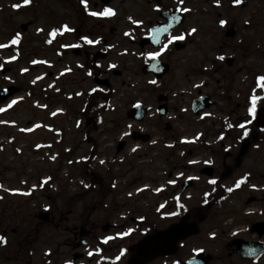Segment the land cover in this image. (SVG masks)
<instances>
[{
	"label": "rangeland",
	"instance_id": "obj_1",
	"mask_svg": "<svg viewBox=\"0 0 264 264\" xmlns=\"http://www.w3.org/2000/svg\"><path fill=\"white\" fill-rule=\"evenodd\" d=\"M14 2L0 0V45L6 46L0 47V67L3 62L10 63L18 56L14 45L8 41V33L11 30L21 33L19 26L32 21L27 32L21 33L24 46L31 52L32 70L28 77H23L20 74L22 65L11 66L10 74L0 75V89L6 84L23 83L32 87V96L21 92L0 107L7 109L0 112V196L3 198L0 206L12 205L13 209L6 218L9 215V220L20 218L19 225L23 222L20 225L23 230L35 223L37 214L52 213V208L61 211V207H55L62 203L57 196L58 185L61 182L65 184L68 174L86 157L92 145L89 140L106 136L105 142L113 143L118 136L123 139L132 131L147 133L152 142L146 146L130 142L127 151L121 155L118 165L123 177L116 180L115 186L123 193L115 192V204L110 206L113 197L105 187V198L86 197L83 203L76 205L70 217L72 222H61L60 228L63 227L65 232L74 230V227L78 230L84 223L88 231L101 233V227L108 221L111 224L116 222L115 226L121 231L130 228L135 232L134 220L129 223L130 219L142 215L154 219V207L161 199L166 209L169 208L164 223L166 228L188 210L194 212L199 209L203 202L202 193H211L215 184L212 181L223 173L216 169L222 154L228 152L236 156L238 152L236 137L241 129L236 123L242 120L252 122L253 96L257 97V110L264 106L259 88L250 79L255 74L248 73V69H256L257 73L264 71V61L253 52L256 51L255 46L260 45L259 41L264 43V1L242 0L237 5L234 0H219V3L217 0H167L166 6L185 12L186 20L156 51L150 48L140 50L126 41L129 31L122 28L123 22L126 16L139 21L141 9H137V5L141 7V3L139 0H118L117 10L122 23L114 24L118 30L110 43L111 52L99 62L101 68L109 70L102 78L110 81L113 94L108 95L109 109L101 111L104 121L96 127L93 124L86 126L79 113L86 94L98 91V86L85 76L80 60L71 56L74 39L65 35L60 41L63 48L59 54L57 45L42 46L43 41L49 40L52 28L41 22L38 11L31 17V7L15 13L12 8ZM50 12L55 18L64 14L55 4L50 7ZM147 20L144 15L140 20L142 24L132 23L131 28L138 26L137 34H146ZM222 20L227 22L226 25L221 26ZM228 29L235 31V38L224 36ZM173 36H183V40L175 41L185 43L187 48L179 53H170L175 41L169 43V40ZM249 41L250 45L247 44ZM166 44L167 49L161 51ZM155 52L168 57L172 67L171 73L160 81L140 72L144 57ZM221 56L225 59H219ZM227 58L234 60L231 69L224 64ZM112 70L120 71L121 76L111 75ZM161 93L168 99L169 115L159 119L156 98ZM199 94L211 97L215 107L195 117L191 113V103ZM13 100L17 103L7 108ZM136 103L147 106L150 111L140 124L125 117L128 108ZM224 121L231 127L223 129ZM166 126L170 127L169 131H166ZM59 129L63 132L62 138ZM105 131L107 135H104ZM173 142L182 146L175 145L169 149ZM258 144L243 158L241 167L223 182L226 196L210 210L208 218L200 225L199 235L184 243L179 253L169 258L166 264L187 257L195 247L213 254L215 258L226 256L223 246L233 238L229 236L228 229L242 227L243 214L240 212L249 195L263 202L264 207V130L260 133V154L257 152ZM110 156L113 157V153L108 150L107 158ZM226 164L229 165L230 161L227 160ZM206 166L218 170L217 173L213 171L214 178L207 179L199 174ZM39 177L42 181L51 177L52 187L48 183L45 187L40 185ZM186 180L193 181V186L182 192L181 185ZM77 183L72 180L68 185L71 195L78 191ZM144 185L152 188L162 185L164 196H153L150 191L134 195L135 190ZM229 189L239 190L230 192ZM174 198L183 206L180 210L172 206ZM94 205L95 211H90ZM3 220L4 214L1 213L0 230L8 231V246L0 250V264H22L23 258L17 256L18 246L12 245L21 233L14 231L16 236H11L14 223L6 225ZM48 233H55L57 237L49 244L38 243L32 247L29 264H46L48 256L51 260L48 264H64L66 252L62 247L64 237L61 233L41 226L32 235V240L35 241L38 234L46 238ZM247 238H250L248 234ZM231 264L242 263L233 259Z\"/></svg>",
	"mask_w": 264,
	"mask_h": 264
},
{
	"label": "flooded vegetation",
	"instance_id": "obj_2",
	"mask_svg": "<svg viewBox=\"0 0 264 264\" xmlns=\"http://www.w3.org/2000/svg\"><path fill=\"white\" fill-rule=\"evenodd\" d=\"M14 4H12V8L14 9L15 13H20L24 9L32 8V14L31 17L34 15L35 12H39L41 22L45 24V26L51 27V21L53 19V15L50 12V7L55 4L57 7H59L61 10H63V21L64 26H67L68 29H71L70 31H66L63 33V36H61L60 41H63L65 38V35L72 36L74 39L73 45H76V48L79 51V57H74L75 59L80 60V67L81 70H83L85 73L90 74H97L100 77L107 76L108 70H104L101 68L99 62H96L94 60V57L101 49L104 50L106 55L108 56L111 52V42L115 38L114 34L117 32V27L114 26L115 23L120 24L121 21V15H118L117 10V3L118 0H87V7H85V4L82 3V0H31V2L28 5L24 4V0H14ZM141 3V7H138L137 9H141V18L138 20L133 21V19L128 18L126 16L125 22H123V27L129 31L128 39L126 41L133 45L138 46L139 40L143 36L142 33L137 34L138 26H133L131 28L132 23H136L141 25L142 22L140 20L144 19V15L147 16V30L155 24L159 18V14L161 11H170L173 8H170L166 6V1L164 0L161 5H149L146 4V0H139ZM264 1V0H263ZM48 2V3H47ZM40 4V6H39ZM145 4V5H144ZM105 8H110L114 11V15L111 16H105V17H98V16H92L89 13L90 12H102ZM127 11V9H126ZM152 12V13H149ZM126 15H129L126 13ZM150 19H149V18ZM152 18H154V21L152 22ZM6 23L8 21L6 20ZM130 23V24H129ZM27 25L28 28H30L33 24L32 21H28L27 23H24ZM22 25V24H21ZM19 26V29L21 27ZM10 38H16L19 36V42L15 45V51L18 55L12 62L7 63L4 62L3 66L8 67L11 69V66H15L17 63L22 65V72L20 73L23 77H28L32 70V62L29 60L31 57V52L27 50V47L24 46V42H22V35L21 33H18L15 30H11L9 32ZM131 36V38H129ZM83 37H87L89 40H92L94 43L88 44ZM59 37L56 36V39ZM132 38H135L134 40ZM51 43H46V45L54 46V44H57V47L60 45V41L58 40H51ZM260 45L255 46V50L253 51L256 54H259V57L262 61H264V43L259 41ZM160 59H163L165 61L170 62L168 57H159ZM29 60V61H28ZM259 62H261L259 60ZM226 63V67L231 69L234 65V60L231 61V64ZM87 68H92L94 71L91 73L88 71ZM12 70V69H11ZM257 70H250L248 69V73L255 74L252 78L250 76V79L253 83V85L257 86L260 91V95L263 98L264 102V87L260 86V77H264V71L256 72ZM113 72V71H112ZM112 72L110 71L111 75ZM88 78L94 82L95 77H91L88 75ZM258 78V79H257ZM11 84H6L4 86H10ZM20 89L21 92H23V89L27 86L23 83L16 84ZM256 113L262 114L264 113V106L260 107ZM118 123V122H117ZM119 124V123H118ZM264 130V129H263ZM125 145L128 144L127 137L124 139ZM257 146V152L260 154V138L258 141ZM235 156H232L231 153L224 152L222 154V160H220V163L217 162L216 169H220L221 172H224L225 169L233 164ZM230 161V164L227 165L226 161ZM218 170H215L214 172H218ZM215 173V174H216ZM234 191V190H232ZM247 200H250V202L247 203ZM246 202L244 203V208L240 213L243 214V223L242 227H235L233 229L229 228V236L233 237L232 239H229L223 246V253H226V256L222 258H215L213 254H210L207 251H204L198 247H195L190 250V253L187 257L181 259H176L173 264H176L177 262H186L194 255L200 254L198 256V259L194 262V264H231L233 259H236L240 261L242 264H264V254L260 255L257 260L255 261H248L244 260L236 250V247L231 244V242L235 239L242 240L245 242L251 243L252 246H255L254 244L257 243H264V234L258 235V234H252L250 232V228L254 224L258 223H264V207L263 202H261L259 199L254 197L252 194L249 195ZM208 203V202H206ZM205 203V204H206ZM168 209L166 207L163 208L162 211L154 212V215L156 217L154 219L147 220L142 227H137L135 232L131 234L123 233L121 231V228H118L114 224H111L110 222H106L101 227V233H96L92 231H86L83 232L84 235H81L80 230L82 228L86 229V225L83 223V226H80L77 230V227H74V230H68L65 232L63 227L61 229L63 232L61 233L64 237L62 247L65 249L66 252V260L64 263L67 264H129L131 258H133L135 255L134 251H131L133 246L142 238L152 235L156 233L157 231H160L162 229H165L164 223H166V215H164L165 212H168ZM163 214V215H161ZM182 214L181 216H183ZM193 213L189 214L188 217L190 220H192ZM180 216V217H181ZM72 217V213H67L66 216L59 217L53 215L52 219H57L58 224L56 225V228H60L59 225H61V222H72L73 219H70ZM108 228L106 231L105 228ZM240 230L239 232H237ZM262 231H264V226L261 227ZM237 233V234H236ZM235 234V235H234ZM247 234L250 236V238H247ZM235 236V237H234ZM195 237H190L188 239H185L181 241L178 244V251L182 248L183 244L192 240ZM107 241V242H105ZM18 250H17V256L25 257L28 254H30L32 251L29 249L32 246V241L29 238V235L25 236L23 239L18 240ZM35 246V245H34ZM4 249V248H0ZM91 251H95L96 254L90 255L89 253ZM176 253V254H177ZM175 254V255H176ZM173 255V256H175ZM210 256V260L209 257ZM76 258V259H75ZM171 258H163L159 257L154 259L152 262L148 264H166V261ZM25 262V260L23 261ZM51 262V260H49ZM48 262V263H49Z\"/></svg>",
	"mask_w": 264,
	"mask_h": 264
},
{
	"label": "water",
	"instance_id": "obj_3",
	"mask_svg": "<svg viewBox=\"0 0 264 264\" xmlns=\"http://www.w3.org/2000/svg\"><path fill=\"white\" fill-rule=\"evenodd\" d=\"M151 0H149L150 2ZM159 2L160 0H156ZM161 17L167 22L166 25H168V31L165 33H162L159 36V40L161 42V39L165 36H167L171 30L179 27L183 22V15L178 14L177 11H173L172 13H163L161 14ZM165 26L163 23H158L157 28H161ZM156 28V29H157ZM23 30H25V27H22ZM153 34V29L151 30V35L149 38L143 39L141 42V47H144L145 45L151 44L153 47L159 46V44L154 43L151 39V36ZM235 34L232 30H230L226 36L227 37H233ZM176 51H179L184 48V45L182 44H175L174 46ZM76 55H78V51H74ZM98 58H104V55L97 56ZM229 64H231V61H228ZM169 70V66L162 64L159 61L151 60L149 64H147L142 69V73L144 75H148L150 73L154 74L155 78L158 80L163 75H165ZM7 70H3L2 74L6 73ZM97 83L101 85L107 86L108 84L105 81L97 80ZM18 90L16 88H8L7 90L0 92V103H3L5 100H7L9 97L17 93ZM166 99L163 96H160L158 98V102H164ZM212 104L209 102V98L202 97L200 99L194 100L192 104V113L194 115H198L201 111H204L205 109H208ZM159 117H163L167 114V108L165 105H162L158 108ZM146 114L145 108H142L140 106H135L133 109H131L127 113V118L136 120L138 122H141ZM264 126V115H258L257 121L255 123L254 132L249 137L248 140L242 143L239 153L237 155V158L235 160V163L233 167L229 168L228 171L222 175L219 178V181L217 183V194L215 196V199L210 202L206 208L201 209L197 212L196 220L192 223H188V220L186 218H182L177 224L171 225L169 228H167L164 231L157 232L153 236H148L145 239L141 240L134 248L136 251L137 257L133 258L129 264H146L150 261H152L154 258L158 256H169L176 252V245L179 241L184 240L185 238H188L192 235H196L199 232L198 225L205 220V215L207 211L213 206L216 198L219 195V184L221 181H223L227 176H229L233 170L238 168L241 164V161L243 157L248 152L250 146L252 143H254L257 140V130L260 127ZM132 139L134 141L141 140L144 144L148 141L147 136H140L138 134H133ZM123 143L119 144L117 147L116 153H119L121 149L123 148ZM201 174L206 175L207 177L212 176L211 169H204L202 170ZM190 183H186L183 185L182 189L185 190ZM38 219L42 222H46L48 219L47 214H39ZM260 226V225H259ZM259 226H255L252 228V232L258 231ZM264 233V231L260 232L259 235ZM244 244V243H242ZM241 243H236L237 245V251L241 253L242 257L245 259H256L260 253L264 251V248L256 252L255 254H250L251 250L248 249V247L242 245ZM254 250V249H253ZM191 261H189L190 264Z\"/></svg>",
	"mask_w": 264,
	"mask_h": 264
},
{
	"label": "trees",
	"instance_id": "obj_4",
	"mask_svg": "<svg viewBox=\"0 0 264 264\" xmlns=\"http://www.w3.org/2000/svg\"><path fill=\"white\" fill-rule=\"evenodd\" d=\"M96 100L95 97H89V103L87 105V107L84 110V114L82 116V118H89V115H92V113H94V106H93V102ZM92 142V141H90ZM95 152H96V145L92 144V148L90 150V152L88 153V156L86 158V160L79 165L75 171L77 172V174H79L81 177H83L85 180H88L90 183L89 189L81 194L72 196L70 198L66 197V195L68 194L67 191L65 190V186L59 185L61 192L58 194L59 199L62 202H68L70 204V206H67L66 204L63 205L64 210H72V207H75L77 204L79 203H83L85 201V198L88 196L94 197V196H102L103 198H105V187L108 188V186L106 185L107 182L110 183V180H106V182L104 180L99 179L98 177H95L93 175L92 169L90 167L91 165V161L95 156ZM53 182L50 180L49 184L51 185ZM98 203V201H97ZM86 206V205H85ZM96 206H91L90 211H95ZM2 212H4V209H0ZM0 212V214L2 213ZM46 227V226H44ZM39 231V230H38Z\"/></svg>",
	"mask_w": 264,
	"mask_h": 264
},
{
	"label": "snow or ice",
	"instance_id": "obj_5",
	"mask_svg": "<svg viewBox=\"0 0 264 264\" xmlns=\"http://www.w3.org/2000/svg\"><path fill=\"white\" fill-rule=\"evenodd\" d=\"M30 2H31V0H24L25 5H28ZM181 2H182V0H181ZM241 2H242V0H234V3L237 5L240 4ZM82 3H84L85 7H87V0H82ZM217 3H219V0H217ZM184 11H188V10L184 9ZM89 14L92 16L105 17V16L114 15L115 13L112 9L105 8L102 12H90ZM220 23H221V26H224V25H226L227 22L222 20V21H220ZM64 29H65V31L71 30V29H68L67 26H64ZM167 31H168V25H165L161 28L153 29V34L151 36V39L153 40L154 43L159 44L160 43L159 36L162 33H165ZM192 31L195 32V29H193ZM56 34H57V31H55V30L53 31V33H51V35H53V36H55ZM82 39H84L88 44L94 43L92 40H89L87 37H83ZM183 39H184L183 36H173L170 38L169 43H171L172 41H175V40H183ZM18 42H19V36H17L12 41L13 44H16ZM51 42H52L51 40L48 41V43H51ZM0 47H6V46L0 45ZM167 47H168L167 44L164 45L161 51L166 50ZM149 55L154 59L155 57L161 55V52L150 53ZM219 59L223 60V59H225V57L221 56V57H219ZM259 81H260V86L264 87V77H260ZM152 83H155V81H152ZM252 99H253V106L250 109V113L254 116L256 114V111H257V107H256L257 97L253 96ZM16 103H17L16 100L11 101V103L7 105V108H11ZM6 110H7L6 108H0V112H4ZM241 127H243V125H241ZM241 182H243V181H241ZM212 183H215V181H212ZM237 187H239V183L237 184ZM229 191H232V189H229ZM0 242L6 243V239L4 237L0 236ZM105 242H107V241H105ZM90 255H91V253H90Z\"/></svg>",
	"mask_w": 264,
	"mask_h": 264
}]
</instances>
